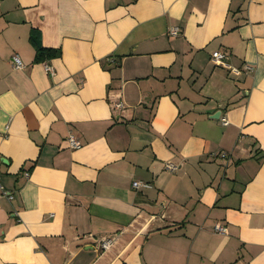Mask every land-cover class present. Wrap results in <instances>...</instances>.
Instances as JSON below:
<instances>
[{"label": "crops", "instance_id": "0c3cea01", "mask_svg": "<svg viewBox=\"0 0 264 264\" xmlns=\"http://www.w3.org/2000/svg\"><path fill=\"white\" fill-rule=\"evenodd\" d=\"M0 174V264H264V0H0Z\"/></svg>", "mask_w": 264, "mask_h": 264}, {"label": "built area", "instance_id": "2783aa9c", "mask_svg": "<svg viewBox=\"0 0 264 264\" xmlns=\"http://www.w3.org/2000/svg\"><path fill=\"white\" fill-rule=\"evenodd\" d=\"M180 33H181V29H179V28H172L170 30V34L172 36H178ZM228 60H229V56L226 53H224V52L216 51V52H214L212 54V61L217 66H226L227 67L228 66V64H227ZM13 64H14V67L17 68V69H24L25 68V65H24L23 61L21 60V58L18 55H15L13 57ZM47 70L49 72L53 73V70L50 67H48V66H47ZM247 70H251V68L247 67ZM124 107H125V105L123 103H118L116 105V109H118V110H123ZM223 123H224V125H228L229 124L228 119L224 118L223 119ZM68 141H69L70 147L72 149H79V148L82 147V142L74 135H71L69 137ZM223 155L226 156V154H223ZM168 167L171 170H177L178 169V166H176V165H169ZM133 186L137 190L151 187V185L149 183H144V182H140V181L134 182ZM0 190H1V195L2 196L8 197L9 200H14V198H15L14 194L4 190V187L2 185L1 174H0ZM215 230H216L217 233H220V234H226L227 233V228L222 226V225H217ZM112 243L113 242L110 239L103 240L101 242V249L108 250L112 246Z\"/></svg>", "mask_w": 264, "mask_h": 264}, {"label": "trees", "instance_id": "16d2710c", "mask_svg": "<svg viewBox=\"0 0 264 264\" xmlns=\"http://www.w3.org/2000/svg\"><path fill=\"white\" fill-rule=\"evenodd\" d=\"M31 42L37 48L36 62L42 63L61 55V50L45 48L41 45L39 32L33 30Z\"/></svg>", "mask_w": 264, "mask_h": 264}]
</instances>
